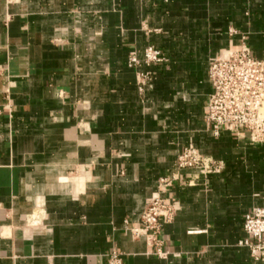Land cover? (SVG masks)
Listing matches in <instances>:
<instances>
[{
	"label": "crops",
	"instance_id": "obj_1",
	"mask_svg": "<svg viewBox=\"0 0 264 264\" xmlns=\"http://www.w3.org/2000/svg\"><path fill=\"white\" fill-rule=\"evenodd\" d=\"M151 45L141 93L129 55ZM243 46L264 61V0H0V264H255L264 146L206 120L210 61ZM185 147L222 171L168 190L160 257L131 229Z\"/></svg>",
	"mask_w": 264,
	"mask_h": 264
},
{
	"label": "built area",
	"instance_id": "obj_2",
	"mask_svg": "<svg viewBox=\"0 0 264 264\" xmlns=\"http://www.w3.org/2000/svg\"><path fill=\"white\" fill-rule=\"evenodd\" d=\"M167 61L163 51L148 46L140 58L137 52L129 55V67L138 72L139 91L144 93L154 78L153 67ZM212 93L207 104L206 120L214 137L224 132L236 138H248L255 146H264V61L255 58L247 46L229 51L210 61L208 71ZM11 106L0 103V119L12 114ZM176 172L159 182L158 190L146 205L140 225L132 228L136 240L146 239L156 248V254L166 256L160 235L164 225L171 223L179 206L170 203L168 190L181 179L184 170L197 174L189 181L197 183L201 177L209 178L222 171V162L208 157L194 147H185L175 160ZM246 239L241 245L247 247L255 264L264 262V205L257 206L244 221ZM120 253H113L109 264H122Z\"/></svg>",
	"mask_w": 264,
	"mask_h": 264
}]
</instances>
